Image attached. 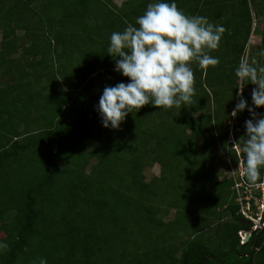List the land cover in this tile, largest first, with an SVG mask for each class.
<instances>
[{"label":"trees","instance_id":"trees-1","mask_svg":"<svg viewBox=\"0 0 264 264\" xmlns=\"http://www.w3.org/2000/svg\"><path fill=\"white\" fill-rule=\"evenodd\" d=\"M186 1L176 0L177 7L186 15H201L205 0L192 1L185 8ZM97 2L104 9L99 26L112 15L111 21L138 27L135 17L143 15L149 0H127L120 7L112 6V0ZM238 3L229 7L238 20L228 19L227 11L221 14L224 20L218 14L212 18L211 23L226 29L220 51L235 43L227 53L219 49L210 53L220 63L206 75L192 65L194 106L163 110L145 105L129 114L119 129L103 127L104 134L95 137L101 139L99 146L88 152L82 151V145L94 139L92 123L100 118L94 106L102 90L128 82L114 71L111 57H99L96 66L83 72L68 70L64 64L67 51L79 46L74 34L79 37L90 31L89 26H80L90 11L89 0H0V242L8 245L0 253V264H39L40 258L48 264H264V232H252L240 244L238 232L251 225L238 211L232 181L218 180L210 168V145L215 142L225 148L228 125L217 138L206 136L212 121L222 126L223 114L232 117L238 101L235 69L252 26L247 0L240 13ZM232 19L237 24L234 29L229 26ZM258 22L262 28L254 30L261 31V45L251 59L264 50V22ZM225 36L231 39L228 46ZM244 87L256 85L249 82ZM44 88H50V95L40 92ZM35 95L44 101L35 102ZM244 99L256 113L264 114V106L256 108L251 98ZM72 108L77 111L74 118L68 115ZM143 113L167 118L164 124L157 119L149 142L139 140L148 146L139 150L138 143L130 146L128 135L133 129L130 120ZM244 114L252 119L247 108L235 117ZM133 123L136 129L137 121ZM160 126L166 134H159ZM107 129L112 133L109 139H105ZM236 129L240 144L245 122ZM33 149L41 151L29 165L30 174L22 168L32 157L21 154ZM146 154L163 172L149 182L140 173ZM92 156L96 161L87 173ZM159 205H176L177 218L153 220ZM225 215L229 221L222 222ZM215 224L216 243H206L197 235ZM181 231L188 237L178 248L170 241Z\"/></svg>","mask_w":264,"mask_h":264},{"label":"clouds","instance_id":"clouds-1","mask_svg":"<svg viewBox=\"0 0 264 264\" xmlns=\"http://www.w3.org/2000/svg\"><path fill=\"white\" fill-rule=\"evenodd\" d=\"M135 25L138 27L128 24L122 32H112L109 37L107 54L114 61V71L127 77L128 82H119L102 90L94 108L105 128L119 129L129 114L138 112L145 105L163 110L194 106L197 101L194 100L192 65L196 64L206 75L210 67L215 68L220 63L219 57L210 53L220 48L226 29L210 23L206 16L186 15L177 7L176 0H157L149 4L143 15L135 17ZM257 57L241 59L235 69L241 98L231 112L235 117L247 108L252 116L245 121L246 130L239 152L242 154L240 175L253 187L258 186L264 175V114L256 113L248 105L242 91L249 82L256 85L251 91L252 105L256 108L264 106V50L258 52ZM231 138L232 132L227 135L226 146L230 142L236 145ZM234 164L238 165V160ZM225 179L233 183L231 177ZM235 203L239 207L236 190ZM238 209L241 214L240 207ZM240 231L249 235L247 238L245 235L243 243ZM240 231V244L247 242L254 232L251 227ZM7 249L8 245L0 242V253ZM39 264H48L47 259L40 258Z\"/></svg>","mask_w":264,"mask_h":264},{"label":"rangeland","instance_id":"rangeland-1","mask_svg":"<svg viewBox=\"0 0 264 264\" xmlns=\"http://www.w3.org/2000/svg\"><path fill=\"white\" fill-rule=\"evenodd\" d=\"M11 1V0H8ZM127 0H112V6H116V7H120L123 3H125ZM138 1V0H137ZM194 2L195 0H187L185 8L189 7L191 2ZM205 7L202 10V13L200 16H206L209 20V22H213L212 18L213 16H215L216 14H218V17L221 16V14L223 15L224 12L226 13V11L228 12V19L229 18H235L236 20L237 17H233L231 15V12L229 13V11H232L231 9L229 10L230 5H233V3H237V1H239L238 3V7L236 8V10L242 11L243 10V0H205ZM251 1V4H250ZM247 0L248 5L250 6V15H251V29H250V33L248 35V39L246 40V45L244 48V54L242 55L241 59L247 57L249 59L250 56L256 52L260 50V45H261V31H255L254 29H261V25L259 24L258 21L260 22H264V0ZM156 0H149V3L146 4L145 8L151 4V3H155ZM89 4H90V11L88 13L87 17H83L80 21V26L84 29V26H89L90 31L87 34H81V36L76 37V35L74 34V38L75 41L74 43H78L79 46L75 47V48H70L67 51V54L62 58L64 60H67L64 64H66V66L69 67L68 70H85V69H89L92 66H96L94 61H96L99 57L101 56H105L106 58L110 57L109 54H107V49L109 47V37L111 35L112 32H122L127 26H124L122 24H119L118 22H116V20H112L114 19V17H112V15L109 16V18L107 20H109V22H106L105 20L103 22L104 26L101 27L99 26V24L101 23V21L103 20V15H104V9L102 7L101 2H97V0H89ZM221 8L222 9V13L221 12ZM185 12V11H184ZM240 13V12H239ZM220 20H224V16L219 17ZM72 20V19H71ZM234 19H232L230 21V28H233L237 25V24H233ZM73 23V22H72ZM225 24L227 22H224ZM77 24H78V20H77ZM76 24V26H77ZM73 25V24H72ZM227 27V26H226ZM22 34L21 31H18V35ZM1 30H0V40H1ZM240 35V34H239ZM226 40H227V36H225ZM81 39H86L85 41H81ZM77 40V41H76ZM230 38L228 37V44L230 43ZM235 43V41H233L231 43V47L229 49L224 48V50L219 51L224 53H227L228 50H231L233 44ZM237 43V42H236ZM227 49V50H226ZM21 50V49H20ZM226 50V51H225ZM45 82V81H44ZM62 82V81H60ZM239 82V80H238ZM239 87L240 82L238 83ZM41 86L38 85V89H40ZM253 88L251 87H244L243 91H242V96L244 97H248L251 98V91ZM240 90H237V96L236 99H238V101L236 100V103L239 102V99L241 98L240 95H238V92ZM43 95L47 96L50 95V88H44L40 91ZM76 92V91H75ZM45 98H43V100L41 101V99L35 95V98L33 99L35 102H43ZM40 107V106H39ZM42 107V105H41ZM176 109V108H175ZM74 115L75 113H77V111H75V109H71L69 110V116H71V114ZM202 114V112L200 113ZM216 114V105L213 104L211 105V115H215ZM163 116V115H162ZM162 116H157V114H141L139 116L136 117V115H134L133 120H130V128L133 127V129H131V134L134 133V136L136 137H132L131 134H129V143H131L130 146H136V144L138 143L139 145H141L142 147H139V150L141 148L146 149V146H148V144L146 143L145 145L140 144V139L143 140H148L150 139V132L154 131L155 129V125H157L158 121L157 119H160L161 122L163 123V121L166 122V118L167 117H162ZM223 116V121H222V126H218L216 124V121H212L210 123V126L207 129L206 132V136L210 137V136H214L215 138H217L219 136L218 132L220 131H225L224 127L228 125V129H227V135L230 134V132H232V138L231 140H233L235 142V146H233V143H229L228 146H225L224 149L220 148L218 146L217 143H213L212 145H210V150L212 152V159H209V164H210V168H212L214 174L217 176L218 180H223L225 178H228L231 176V174L233 172H237V170H239V165H235L234 163L238 160V163L240 162V160H242V154L240 155L239 152V142L236 140V136H235V132H236V126H238L239 124H242L243 122H245L247 119V116L244 114L243 116L240 117H232L228 118L226 117V115H222ZM162 118V119H161ZM136 120L137 121V127L136 129L134 128V123L133 126H131L132 122ZM164 124V123H163ZM161 125V123H160ZM125 126V125H124ZM123 126V127H124ZM92 127L94 128L93 130V134L92 137L94 138L93 140H91L89 142L90 145L87 144H83L82 145V151H88V152H92L94 150V146L98 145L100 143L99 138H95L96 134L101 133L100 135L104 134V130H103V126L101 124L100 118L93 120L92 123ZM110 129H107L106 133H105V139H109L110 135L112 136V133H109ZM126 133H129V130H126ZM159 134H166L164 129L160 126V133ZM149 136V137H147ZM229 141V140H228ZM112 139L110 140V143H108L109 146H112ZM200 143V142H199ZM227 143V142H226ZM233 146V147H232ZM200 148V145L198 146ZM237 148V151L234 150V148ZM142 150V151H143ZM41 150L38 149H33L31 151H27V152H22V158H30L31 162L26 163V165H23L25 167H23L22 169L24 171H28L30 174H33V168L30 167L29 165H31L33 163V161H37V154L38 152ZM237 153H239L237 155ZM239 156V157H238ZM34 159V160H33ZM148 154L143 155L141 158V177L143 179V181L145 182H149L152 179H156L158 178L160 175L163 174V172L161 171V167L160 164L157 161H154V159L148 160ZM22 161H24L25 159H21ZM96 161L95 157H91V160L89 161V166H87L86 168V172L88 173L91 169L92 164ZM147 161V162H146ZM230 162L232 165L230 166V164L228 163ZM91 163V164H90ZM229 164V165H228ZM56 168H59V166L57 165ZM170 181V178L168 179ZM191 206L193 207V204H191ZM194 210V209H193ZM177 210H176V205L171 206V208H167L164 205L158 206L157 210L155 211L154 215L152 213L151 218H153V220H161L163 222H168L171 220H174L175 218H177ZM188 212L194 214L192 212V208L188 209ZM229 216H224L222 217V222L225 221H229ZM218 225L215 224L211 227H209V229H202L201 231H199L197 233L198 236L202 237L203 240L206 243H209L210 241L216 243L215 241V235H216V228ZM172 229V228H171ZM191 234H193V232H191ZM179 235L175 236V239H173L172 241H170L171 243L175 244V247L180 248L181 246V242L186 239L188 237V233H185L184 231L179 232ZM196 236V235H194ZM179 237V238H177ZM161 245V244H160ZM164 245V244H163ZM162 246V245H161ZM176 250V249H175ZM178 253H176L175 256H177Z\"/></svg>","mask_w":264,"mask_h":264},{"label":"built area","instance_id":"built-area-1","mask_svg":"<svg viewBox=\"0 0 264 264\" xmlns=\"http://www.w3.org/2000/svg\"><path fill=\"white\" fill-rule=\"evenodd\" d=\"M240 164L241 160L238 163L239 170L236 173L233 172L230 176L234 183V189L236 190L240 212L252 223V231H264V175L258 182V186L253 187L240 175ZM246 233L244 231L239 232L242 243L245 241Z\"/></svg>","mask_w":264,"mask_h":264},{"label":"water","instance_id":"water-1","mask_svg":"<svg viewBox=\"0 0 264 264\" xmlns=\"http://www.w3.org/2000/svg\"><path fill=\"white\" fill-rule=\"evenodd\" d=\"M248 236H249V235L247 234V235H246V238H247Z\"/></svg>","mask_w":264,"mask_h":264}]
</instances>
